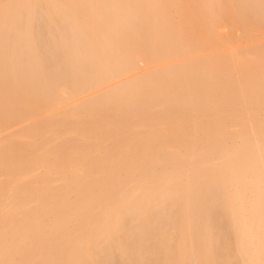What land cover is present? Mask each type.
Returning <instances> with one entry per match:
<instances>
[{
    "label": "bare ground",
    "instance_id": "1",
    "mask_svg": "<svg viewBox=\"0 0 264 264\" xmlns=\"http://www.w3.org/2000/svg\"><path fill=\"white\" fill-rule=\"evenodd\" d=\"M0 264H264V0H0Z\"/></svg>",
    "mask_w": 264,
    "mask_h": 264
},
{
    "label": "rangeland",
    "instance_id": "2",
    "mask_svg": "<svg viewBox=\"0 0 264 264\" xmlns=\"http://www.w3.org/2000/svg\"><path fill=\"white\" fill-rule=\"evenodd\" d=\"M260 114H262V112Z\"/></svg>",
    "mask_w": 264,
    "mask_h": 264
}]
</instances>
